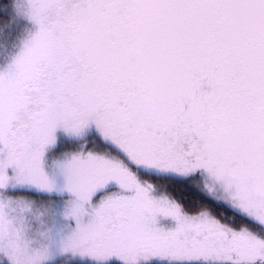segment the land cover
Masks as SVG:
<instances>
[{"label": "snow or ice", "instance_id": "snow-or-ice-1", "mask_svg": "<svg viewBox=\"0 0 264 264\" xmlns=\"http://www.w3.org/2000/svg\"><path fill=\"white\" fill-rule=\"evenodd\" d=\"M0 264H264V0H0Z\"/></svg>", "mask_w": 264, "mask_h": 264}, {"label": "trees", "instance_id": "trees-1", "mask_svg": "<svg viewBox=\"0 0 264 264\" xmlns=\"http://www.w3.org/2000/svg\"><path fill=\"white\" fill-rule=\"evenodd\" d=\"M177 193L180 194V195L185 196L189 200H192V201H197L198 200L197 194L194 193V192H190V191H187V190H184V189H177Z\"/></svg>", "mask_w": 264, "mask_h": 264}]
</instances>
